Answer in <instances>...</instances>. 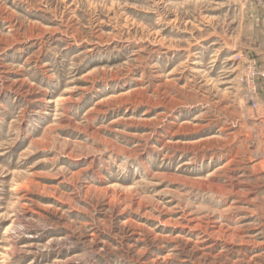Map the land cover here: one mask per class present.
<instances>
[{"label":"rangeland","instance_id":"obj_1","mask_svg":"<svg viewBox=\"0 0 264 264\" xmlns=\"http://www.w3.org/2000/svg\"><path fill=\"white\" fill-rule=\"evenodd\" d=\"M248 3L0 0V264H264Z\"/></svg>","mask_w":264,"mask_h":264},{"label":"crops","instance_id":"obj_2","mask_svg":"<svg viewBox=\"0 0 264 264\" xmlns=\"http://www.w3.org/2000/svg\"><path fill=\"white\" fill-rule=\"evenodd\" d=\"M241 12L239 48L248 61L264 71V4L258 6L245 4ZM256 92L250 94L251 103L257 107H250L248 114V128L250 141L254 143V164L262 168L264 163V77L255 79ZM264 173V169H260Z\"/></svg>","mask_w":264,"mask_h":264},{"label":"built area","instance_id":"obj_3","mask_svg":"<svg viewBox=\"0 0 264 264\" xmlns=\"http://www.w3.org/2000/svg\"><path fill=\"white\" fill-rule=\"evenodd\" d=\"M244 1L245 2L254 3V4H257V5H261V4L264 3V0H244ZM249 76H250V78H249V80H247V83L249 84V91H250V93H255L256 92L255 79L258 76L264 77V73H262L260 70L256 69L253 66V69L250 71ZM251 106L253 108H256L257 104L256 103H252Z\"/></svg>","mask_w":264,"mask_h":264},{"label":"bare ground","instance_id":"obj_4","mask_svg":"<svg viewBox=\"0 0 264 264\" xmlns=\"http://www.w3.org/2000/svg\"><path fill=\"white\" fill-rule=\"evenodd\" d=\"M99 103H100V102H99ZM14 216H15V215H14ZM18 218H19V217H18ZM18 218L15 216L13 222H14V223H16V222H20V221H19L20 218H19V219H18ZM26 223H27V222H26ZM12 224H13V223H12ZM20 224H21V223H20ZM12 226H13V225H12ZM17 231H18V230H17ZM12 237H13V236H12ZM29 248H30V247H29ZM6 251H7V250H6ZM63 263H64V262H63ZM65 263H66V262H65ZM66 264H67V263H66Z\"/></svg>","mask_w":264,"mask_h":264}]
</instances>
